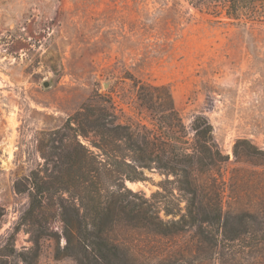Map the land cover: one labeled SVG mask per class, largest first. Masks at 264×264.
<instances>
[{
    "label": "rangeland",
    "instance_id": "rangeland-1",
    "mask_svg": "<svg viewBox=\"0 0 264 264\" xmlns=\"http://www.w3.org/2000/svg\"><path fill=\"white\" fill-rule=\"evenodd\" d=\"M131 80L169 92L188 139L196 118L211 126L228 156L219 173H209L225 183L224 210L250 211L262 203L264 159L237 162L233 149L247 140L264 151V24L217 21L174 0H0V252L28 206L15 184L27 186L29 173L42 164L43 133L97 97L111 101L122 123L151 127ZM144 174L147 182L125 183L139 202L164 180L153 170ZM61 229L58 219L50 222L52 234L60 236ZM193 236L125 225L110 233L127 254L125 264H254L234 257L233 243L203 255ZM58 241L46 237L36 248L21 230L15 253L0 264H77L56 257L65 242ZM211 246L200 243L204 251Z\"/></svg>",
    "mask_w": 264,
    "mask_h": 264
},
{
    "label": "trees",
    "instance_id": "trees-1",
    "mask_svg": "<svg viewBox=\"0 0 264 264\" xmlns=\"http://www.w3.org/2000/svg\"><path fill=\"white\" fill-rule=\"evenodd\" d=\"M174 1L217 21L264 24V0ZM131 81L151 127L122 123L111 101L97 97L82 104L60 128L43 133L38 141L42 164L29 173L27 186L15 184L17 193L27 194L28 206L0 259L15 253L14 237L22 230L36 248L46 237H56L57 243L64 239L57 258L77 264H125L126 252L110 237L125 225L161 236L193 231L195 251L203 255L210 256L221 242L233 243L234 257L264 264V200L250 211L224 210L225 183L209 173H219L228 156L214 142L211 126L196 118L193 138L188 139L169 92ZM233 154L237 162L264 159V151L247 140H237ZM146 170L164 180L150 198L139 202L125 183L147 182ZM54 219L62 225L60 236L49 232ZM204 241L212 244L206 251L200 247Z\"/></svg>",
    "mask_w": 264,
    "mask_h": 264
},
{
    "label": "water",
    "instance_id": "water-1",
    "mask_svg": "<svg viewBox=\"0 0 264 264\" xmlns=\"http://www.w3.org/2000/svg\"><path fill=\"white\" fill-rule=\"evenodd\" d=\"M48 85H49L48 82H45V83L43 84L44 87H48ZM104 87H107V84H105Z\"/></svg>",
    "mask_w": 264,
    "mask_h": 264
}]
</instances>
